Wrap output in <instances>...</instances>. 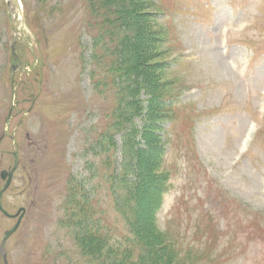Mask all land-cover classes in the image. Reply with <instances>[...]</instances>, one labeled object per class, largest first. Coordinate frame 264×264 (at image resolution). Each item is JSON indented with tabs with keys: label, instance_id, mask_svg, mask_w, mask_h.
Wrapping results in <instances>:
<instances>
[{
	"label": "rangeland",
	"instance_id": "rangeland-1",
	"mask_svg": "<svg viewBox=\"0 0 264 264\" xmlns=\"http://www.w3.org/2000/svg\"><path fill=\"white\" fill-rule=\"evenodd\" d=\"M156 4L179 118L153 138L164 148L159 172L170 178L150 231L153 183L146 186L142 231L166 235L175 255L163 264H264V0ZM20 6L17 41L12 7L0 0V190L16 151L2 202L11 214L25 212L1 250L18 217L0 211V264H102L91 248L98 239L106 251L119 243L126 250L133 236L110 181L121 132L112 141L101 135L114 101L98 85L97 17L85 0ZM80 219L90 233L80 231Z\"/></svg>",
	"mask_w": 264,
	"mask_h": 264
},
{
	"label": "trees",
	"instance_id": "trees-1",
	"mask_svg": "<svg viewBox=\"0 0 264 264\" xmlns=\"http://www.w3.org/2000/svg\"><path fill=\"white\" fill-rule=\"evenodd\" d=\"M85 2L97 17L94 22L99 29L96 44L100 45L98 39L103 40L99 51L93 54L101 67L98 85L104 94H113L114 101L108 124L101 135L112 141V137L121 132L122 139L121 157L113 172V180H110L112 192L116 196L117 211L124 216L133 236L128 239L126 250L119 243L111 251H106L105 238L98 239V247L91 246L92 254H100L102 264H163L165 259L171 261L174 258L175 250L168 245L165 234L157 232L151 237L142 231L138 216L146 211L141 206L149 194L146 186L153 183L154 201L147 211L146 227L149 231L154 229L155 217L162 206L170 178V173L159 172L156 161L163 160L164 148L161 141L153 140L158 131H163L166 121L179 118L180 94L175 92L177 79L167 77L171 69L166 57L171 50L168 33L156 28L155 21L160 13L156 10V0ZM131 53L133 60L130 59ZM138 137L141 142L137 141ZM148 151L156 158H147ZM144 157V162L140 163L139 159ZM76 190L80 191L78 187ZM79 222L80 231L90 233V224L81 219ZM135 244L141 249L136 252L137 259L135 249H130Z\"/></svg>",
	"mask_w": 264,
	"mask_h": 264
},
{
	"label": "water",
	"instance_id": "water-1",
	"mask_svg": "<svg viewBox=\"0 0 264 264\" xmlns=\"http://www.w3.org/2000/svg\"><path fill=\"white\" fill-rule=\"evenodd\" d=\"M9 5L12 6V12L14 14V18H13V30H14V33H15L14 39L17 40L18 39V35L20 33V28H19L20 19L18 17V13H19V10H20L19 0H9ZM14 72H15V70L13 69V73ZM13 92H14V98H15V89L14 88H13ZM11 117L12 116L10 114L9 118L7 120V125H9ZM14 142L16 143V139H14ZM14 156H15V164H14V167L12 168V170L11 171L4 170V171L1 172V178L4 179V180L6 178L7 179H6V182H5L4 186L0 190V210L2 211V213L4 215H6L7 217H11V218L16 217L23 210V209H21V210L18 211L17 214L12 215L8 211L5 210V208L3 206V202H2L3 194L8 189V187L10 186V184L12 182V178H13L14 172L16 171V169H17V167L19 165L18 152H15ZM22 216H23V214L19 217V219H18V221H17V223L15 224L14 227H12L10 230L6 231L5 236L3 238L1 250L4 249V244H5L6 240H7V238L9 236H11L17 230L18 226L20 225ZM4 260L6 262V256L4 257Z\"/></svg>",
	"mask_w": 264,
	"mask_h": 264
}]
</instances>
